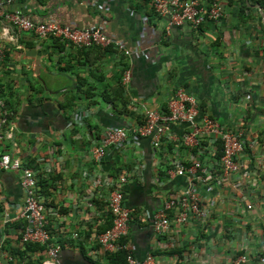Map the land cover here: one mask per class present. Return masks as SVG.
Masks as SVG:
<instances>
[{
  "label": "crops",
  "instance_id": "crops-1",
  "mask_svg": "<svg viewBox=\"0 0 264 264\" xmlns=\"http://www.w3.org/2000/svg\"><path fill=\"white\" fill-rule=\"evenodd\" d=\"M219 1L220 20L194 28L188 22L168 25L169 17L157 15L151 0H0L34 23L80 29L101 24L129 51L78 47L0 18V90L9 112L0 153L35 172L46 226L51 241L64 245L61 251L105 263L93 237L112 224L109 193L125 176L124 202L133 208L126 241L137 260L152 253L157 264H231L241 254L244 264H261L264 0ZM127 69L130 80L123 85ZM180 87L195 96L201 114L241 130L238 171L222 176L208 137L177 122L166 125L156 149L149 137L129 133L125 142L107 146L101 160L91 157L89 148L105 129L132 128L145 108L166 111ZM119 94L124 101L102 100ZM186 132L197 134L199 146L183 144ZM195 160L201 163L197 170L175 172L179 163L188 167ZM19 178L17 170H0V256H8L5 264H44L45 250L20 239L25 222L16 218L23 201ZM188 188L199 195L206 220L189 216L178 223L176 206L168 212L169 228L157 235L152 216ZM74 232L84 239L73 238Z\"/></svg>",
  "mask_w": 264,
  "mask_h": 264
},
{
  "label": "built area",
  "instance_id": "built-area-1",
  "mask_svg": "<svg viewBox=\"0 0 264 264\" xmlns=\"http://www.w3.org/2000/svg\"><path fill=\"white\" fill-rule=\"evenodd\" d=\"M152 7L157 15L168 16V25H180L184 22L190 23L197 28L207 18L217 22L222 17L221 2L214 0L212 2L203 0H151ZM0 18L11 22L14 26L24 31L33 32L40 37H53L62 41L69 42L78 47L89 48L94 45L101 47H115L128 54L120 41L114 40L104 33V27L101 24H94L84 29L76 28L67 24L58 22H40L34 23L26 17L19 9L6 10L0 3ZM0 50V59H1ZM130 80V71L124 70L121 83L127 84ZM9 112L1 97L0 90V131L8 122ZM170 122L188 124L196 132H201L208 137V141L213 145L216 152V144L220 142L222 153L219 158L222 176H228L232 172L240 169L241 164L237 160L238 154L243 150L244 143L242 132L239 129L228 128L224 123L206 115L201 114L196 98L193 94L187 92L185 88L176 89L174 95L167 103L166 111H158L145 108L141 113V119L132 128L126 127L107 128L102 132L101 140L93 143L89 152L91 157L99 161L105 155V148L110 145H119L125 142L129 133L141 137H149L150 143L156 149L166 132V125ZM182 142L189 147L199 146L200 139L195 132H186L182 136ZM201 166L197 160L186 167L179 163L175 170L178 174L184 172H193ZM0 170L20 172V187L23 192V201L21 209L16 218L22 219L25 224L21 231V241L24 243H35L43 245L46 253L44 264H59L58 257L61 246L51 241L50 231L45 226L44 205L39 199L38 179L33 170L22 167L19 159L12 158L8 153H0ZM208 176L203 178L205 181ZM126 182L125 176H120L108 197V206L112 214V224L104 231L98 233L93 239L99 245L102 255L126 251L128 264H157L155 256L152 253L147 254L142 260H137L126 237L128 234V222L133 208L127 206L124 202L123 183ZM178 206L179 210L175 218L178 223L184 224L189 216L204 222L207 217V210L201 207L199 195L191 188L177 197H169L163 202L162 207L152 216L153 230L157 235L162 234L170 226V216L168 212ZM72 237L83 240L77 232L72 233ZM7 255L0 256V264H5ZM247 261L245 255H237L231 264H244ZM261 264H264V256L259 258Z\"/></svg>",
  "mask_w": 264,
  "mask_h": 264
},
{
  "label": "trees",
  "instance_id": "trees-1",
  "mask_svg": "<svg viewBox=\"0 0 264 264\" xmlns=\"http://www.w3.org/2000/svg\"><path fill=\"white\" fill-rule=\"evenodd\" d=\"M207 1L208 2H212L214 0H207ZM210 21L213 22L211 19L207 18L206 21L203 22V23H201L198 27H200L203 24H205L207 22H210ZM51 38H53V37H51ZM54 39H57V38H54ZM57 41H60L61 42L62 40L57 39ZM94 46L95 47H101V46H98V45H94ZM94 46H92V47H94ZM102 100L105 101V102H107V103H111V104L114 103V102H116L117 100H119L120 102L124 101L120 94L117 97H112V96H110V97H104ZM221 153H222L221 144H220V142H217V144H216V152H215L216 159L217 160H219V158L221 156ZM108 225H109L108 227H110L111 226V223L108 224ZM23 226H22V228H23ZM45 226H46V220H45ZM108 227H106L105 229H107ZM25 244H26V247L34 246V247H37L38 250H40V251L45 250L44 246L43 245H40V244H32V243H29V242L28 243H25ZM60 246H61V248L64 247V245L62 243H60ZM155 254H158V253H155ZM17 257H18L17 259H22L21 254H18ZM104 261H105V263H100V264H128V262H127V253H126V251H123V250H119V251L112 252V253H107L106 255H104ZM40 264H42V263L40 262Z\"/></svg>",
  "mask_w": 264,
  "mask_h": 264
},
{
  "label": "water",
  "instance_id": "water-1",
  "mask_svg": "<svg viewBox=\"0 0 264 264\" xmlns=\"http://www.w3.org/2000/svg\"><path fill=\"white\" fill-rule=\"evenodd\" d=\"M62 252L66 253L65 255ZM61 259L60 264H94L86 259L82 254L76 253L74 250L67 249L59 252Z\"/></svg>",
  "mask_w": 264,
  "mask_h": 264
}]
</instances>
